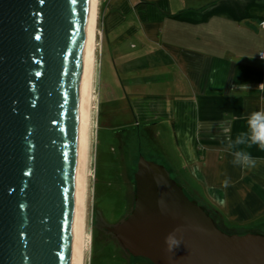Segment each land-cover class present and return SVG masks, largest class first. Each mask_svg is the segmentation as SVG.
Here are the masks:
<instances>
[{
    "label": "water",
    "instance_id": "1",
    "mask_svg": "<svg viewBox=\"0 0 264 264\" xmlns=\"http://www.w3.org/2000/svg\"><path fill=\"white\" fill-rule=\"evenodd\" d=\"M91 6L0 0V264H75ZM134 180L130 212L96 220L126 255L264 264V235L220 230L161 163L140 157Z\"/></svg>",
    "mask_w": 264,
    "mask_h": 264
},
{
    "label": "crops",
    "instance_id": "2",
    "mask_svg": "<svg viewBox=\"0 0 264 264\" xmlns=\"http://www.w3.org/2000/svg\"><path fill=\"white\" fill-rule=\"evenodd\" d=\"M102 5V43L123 84L119 89L106 78L115 96L110 101L122 92L134 123L156 142L163 166L182 189L230 224H264V151L245 148L257 158L246 169L231 163L226 146L229 136L246 131L248 114L264 108V0H102ZM100 73L104 76L102 68ZM243 83L250 86L247 92L236 86ZM164 137L173 155L165 151Z\"/></svg>",
    "mask_w": 264,
    "mask_h": 264
},
{
    "label": "rangeland",
    "instance_id": "3",
    "mask_svg": "<svg viewBox=\"0 0 264 264\" xmlns=\"http://www.w3.org/2000/svg\"><path fill=\"white\" fill-rule=\"evenodd\" d=\"M102 6V0H99L92 79L91 124L89 128V177L85 200L83 264L122 263L119 252L108 244V241H105L106 236L97 235L94 231L92 214L94 210H99L107 221L113 222L116 219L119 220L126 213L125 211L128 209L130 202L129 185L133 184L131 181L134 171H131L136 169V154L139 151L138 148L136 149V123H134L130 104L128 101H121L120 99L122 92L119 91L114 102L102 99L101 93H105L106 89L101 88L100 85L105 83L106 78L113 85H115L116 81L119 89L123 85L121 83L122 78L121 76L118 77L116 68L111 63L109 55L107 56L105 46L102 43V34L104 32L102 28ZM101 57L103 59L102 63ZM101 68L104 76L100 73ZM132 89L134 88L131 87L129 92H132ZM168 127L167 131L171 126ZM159 128L164 131V127L161 126ZM162 135L164 136L163 132ZM164 139L162 143L165 151L173 155L170 140L166 137ZM145 140L144 137H140V153L142 157L149 159V145ZM120 146L126 157L123 162L121 161L122 150ZM159 154L156 151L155 156L152 157V162L165 165ZM120 178L129 182L128 191L125 190ZM179 184L181 185L182 183L179 181ZM184 190L192 197L193 201H197L203 209L205 208L206 212L208 211V215L213 218L220 230L226 233L242 234L252 232L264 235V224L262 222L259 221L254 226H237L224 222L218 214L208 208L191 190Z\"/></svg>",
    "mask_w": 264,
    "mask_h": 264
},
{
    "label": "bare ground",
    "instance_id": "4",
    "mask_svg": "<svg viewBox=\"0 0 264 264\" xmlns=\"http://www.w3.org/2000/svg\"><path fill=\"white\" fill-rule=\"evenodd\" d=\"M99 0H92L90 26L88 35V51H87V71H86V91H85V111H84V128H83V144H82V160H81V176H80V193H79V209H78V225H77V241H76V257L75 264H83L84 258V225H85V200L87 195V180L89 177V128L91 124V101H92V79L94 73V53L96 44V23L98 14Z\"/></svg>",
    "mask_w": 264,
    "mask_h": 264
},
{
    "label": "clouds",
    "instance_id": "5",
    "mask_svg": "<svg viewBox=\"0 0 264 264\" xmlns=\"http://www.w3.org/2000/svg\"><path fill=\"white\" fill-rule=\"evenodd\" d=\"M241 92H247L250 86L247 83L236 85ZM258 146L264 151V108L253 111L246 117V131L239 132L235 139L229 136L226 140L227 149L230 151L233 159L231 163L234 166L251 169L257 164V158L253 157L250 152L244 150L252 146ZM244 146V147H241ZM222 186L227 188L230 186V179L225 177ZM166 243L177 247L180 242L174 238L173 234H169L165 238Z\"/></svg>",
    "mask_w": 264,
    "mask_h": 264
},
{
    "label": "flooded vegetation",
    "instance_id": "6",
    "mask_svg": "<svg viewBox=\"0 0 264 264\" xmlns=\"http://www.w3.org/2000/svg\"><path fill=\"white\" fill-rule=\"evenodd\" d=\"M101 88H105L106 89L105 93H101L102 94V99H105L107 97L106 99L110 100V99H113L115 97L114 95H112L113 92L111 91V89L109 87H106L105 84L101 85ZM144 128L145 127H139V124L136 121V149L138 148L139 151L136 154V169H133V170L131 169L132 170L131 172L134 171V173L132 174V181H131L133 184L129 185V187H130V189H129L130 190V194H129L130 195V200L129 201L130 202H129L128 209L125 211L126 213L119 220L116 219L117 221L114 220L113 222L112 221H107L105 219V217L103 216V213H101L99 210H94L93 214H92V222H93L94 231L97 233V235H101V236H104V237L106 236L105 241H108L109 242L108 244H110L113 248H115L119 252L120 258H121V261H122L121 264H149V263L147 261L137 257V256L136 257L128 256L123 251H121L119 248H117L116 245H115V242H114V240L112 238V234L107 233L106 229L104 227L100 226V224H98L96 220H97V218H99L101 220L103 219L107 224H110V225L114 224V223L120 221L121 219H123L130 212L131 208L133 207L134 200H135V180H134V175L137 172L138 160H139L140 157H142L141 153H140V137L141 136L144 137L146 139L145 142H147L148 145H149V149L148 150H149V157L150 158L149 159H147L145 157H142V158H144L146 161L152 162L153 161L152 157L155 156L156 151H157L156 142L154 140L150 139L149 136L145 135L144 132L142 133V131H144ZM120 149H121V146H120ZM121 150H122V155H121V159L122 160L121 161L123 162L126 157H125V154L123 152V149H121ZM125 152L127 153V151H125ZM120 180L123 183V186H124L125 190L128 191L129 182L123 181L122 178H120Z\"/></svg>",
    "mask_w": 264,
    "mask_h": 264
},
{
    "label": "trees",
    "instance_id": "7",
    "mask_svg": "<svg viewBox=\"0 0 264 264\" xmlns=\"http://www.w3.org/2000/svg\"><path fill=\"white\" fill-rule=\"evenodd\" d=\"M107 98V97H106ZM105 98V99H106ZM106 101H110L109 99H106ZM171 176V175H170ZM173 179V178H172ZM174 181H176V180H174ZM178 184V183H177ZM183 190V189H182ZM185 193H186V195L189 197V199H191L192 201H193V199H192V197L185 191V190H183ZM198 198H200V197H198ZM204 203H205V201L202 199V198H200ZM206 204V203H205ZM207 205V207L208 208H210V209H212V211L215 213V214H217L218 213V215L220 216V218L223 220V221H225V222H227L225 219H223V217H222V215L215 209V208H213L211 205H208V204H206ZM204 211H205V208H204ZM206 212V211H205ZM207 214H208V211L206 212ZM212 220H213V218H212ZM214 221V220H213ZM215 223V222H214Z\"/></svg>",
    "mask_w": 264,
    "mask_h": 264
}]
</instances>
